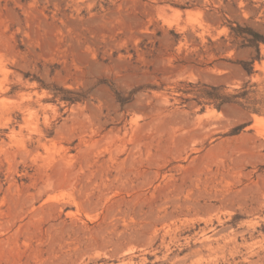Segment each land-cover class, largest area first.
Listing matches in <instances>:
<instances>
[{
	"label": "rangeland",
	"instance_id": "obj_1",
	"mask_svg": "<svg viewBox=\"0 0 264 264\" xmlns=\"http://www.w3.org/2000/svg\"><path fill=\"white\" fill-rule=\"evenodd\" d=\"M0 264H264V0H0Z\"/></svg>",
	"mask_w": 264,
	"mask_h": 264
}]
</instances>
